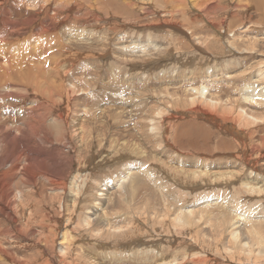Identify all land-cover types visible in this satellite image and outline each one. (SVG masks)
I'll return each instance as SVG.
<instances>
[{
  "label": "rangeland",
  "instance_id": "374dc122",
  "mask_svg": "<svg viewBox=\"0 0 264 264\" xmlns=\"http://www.w3.org/2000/svg\"><path fill=\"white\" fill-rule=\"evenodd\" d=\"M94 1L57 0L0 139V264H264V0Z\"/></svg>",
  "mask_w": 264,
  "mask_h": 264
},
{
  "label": "bare ground",
  "instance_id": "6f19581e",
  "mask_svg": "<svg viewBox=\"0 0 264 264\" xmlns=\"http://www.w3.org/2000/svg\"><path fill=\"white\" fill-rule=\"evenodd\" d=\"M36 1H41L42 3H46L44 12H43V16L40 14V12H35L34 9L35 7V3ZM96 1V0H95ZM94 1V2H95ZM105 1V0H104ZM110 1V0H109ZM9 2H13V4L16 5V7H10L8 5ZM40 2V3H41ZM82 2V0H81ZM99 5H101V0H97L96 1ZM111 2V1H110ZM39 3V4H40ZM68 3V1H67ZM91 3V0H90ZM190 3V2H189ZM10 4V3H9ZM104 4V3H103ZM109 4V3H107ZM113 4V3H112ZM42 5V4H41ZM97 5V6H99ZM110 5V4H109ZM177 6V5H176ZM215 6V5H214ZM59 7L57 4V0H0V139L1 141L4 143H6V136H13L16 137L17 136V132L16 133H11L9 132V129L6 127V125H12L15 123V125H17V122H21L23 121H27L29 118L35 117L34 119L37 120L40 118L36 119V116H34L35 114L33 113L31 115V113L27 112L26 110L29 107V104H31L33 101H29V96L28 94H32L29 84L27 83V78L26 75L28 74V69L29 66L31 64L32 61H36L37 58L34 56H31V53H35L37 52L36 50H39V44L43 41L50 39H53L54 37V30H55V21H56V17H57V11L56 8ZM108 7V6H107ZM210 7V5L208 6ZM247 7V6H246ZM100 8V6H99ZM39 9V8H38ZM205 10V9H204ZM41 11V10H40ZM43 11V10H42ZM99 11V10H98ZM51 12V14H50ZM42 18H41V16ZM48 16V18L46 19L45 17ZM175 24V23H174ZM33 38V41H31V39ZM57 40V38H56ZM53 44V43H52ZM50 46V45H49ZM54 47L51 46L50 47V52L52 51ZM56 48V47H55ZM49 49V48H48ZM47 49V50H48ZM48 52V51H47ZM49 53V52H48ZM55 53V51H54ZM43 55V54H42ZM50 55V54H48ZM53 56V55H52ZM38 57V56H37ZM47 57V56H46ZM42 58V60L44 59H48L49 60V56L47 58ZM39 59V58H38ZM53 59V57L50 58V61ZM47 60V61H48ZM39 60H37L38 62ZM35 62V63H37ZM55 62V60L53 61ZM42 63V62H41ZM50 63V62H47ZM38 64V63H37ZM40 64V63H39ZM46 64V63H43ZM32 65H36L33 64ZM62 65V64H61ZM68 65V64H67ZM39 66V65H38ZM53 65H51L52 67ZM33 67V66H30ZM40 67V66H39ZM56 69L59 70V68L57 67V65H55ZM36 68V67H35ZM42 68V67H41ZM34 69V67H33ZM38 69V68H37ZM48 69V67H47ZM53 69V68H52ZM55 69V70H56ZM31 70V68L29 69V71ZM51 70V69H50ZM54 70V69H53ZM54 70V71H55ZM34 71V70H33ZM41 71V70H40ZM45 72L44 74H46V68L44 69ZM48 72V70H47ZM53 72V71H52ZM57 72V71H56ZM55 72V73H56ZM63 72V71H62ZM32 73V70H31ZM34 73V72H33ZM32 73V74H33ZM41 73V72H40ZM55 73H53L54 75H56ZM43 74V73H42ZM42 76V75H41ZM52 76V75H51ZM27 77H29L27 75ZM31 77V76H30ZM34 77V76H33ZM32 79H35L36 81V87H37V82L38 80L34 77ZM37 77V76H36ZM52 78H54L52 76ZM29 79V78H28ZM31 79V81H32ZM50 79V78H49ZM82 79V78H81ZM44 80V78H43ZM51 80V79H50ZM55 80V79H54ZM29 81V80H28ZM50 82V81H48ZM47 82V83H48ZM54 82V81H53ZM202 82V81H201ZM29 83H31L29 81ZM40 83V82H38ZM52 83V82H51ZM28 84V85H27ZM34 84V85H35ZM56 84V83H55ZM31 85H33V81L31 83ZM41 85V84H39ZM49 85V84H48ZM53 85V84H52ZM54 86V85H53ZM34 87V86H32ZM34 87V88H36ZM44 87L41 86V88ZM47 88H49L47 86ZM205 86H196L193 87L194 92H195V96H191L190 97V102L196 106L197 108H200V106L203 108H206V106H214L212 104V102L214 100L211 101H207L206 99L203 100V96L205 93ZM32 89V88H31ZM38 89V87H37ZM45 89V88H42ZM53 89V88H51ZM30 90V91H29ZM41 90V89H40ZM32 91H34L32 89ZM37 90L35 89L34 93ZM49 91V90H48ZM52 92L54 90H51ZM43 93L44 90L42 91ZM37 94V93H35ZM35 96V95H34ZM50 94L47 96L49 97ZM54 96L56 98H58L55 94ZM52 95V97H54ZM37 98V96H35ZM34 97V98H35ZM52 97H49L50 99ZM48 99V98H47ZM45 99V100H47ZM37 100V99H36ZM49 100V99H48ZM53 100V99H52ZM259 100V99H257ZM50 102V101H49ZM215 102V101H214ZM252 104V103H251ZM248 104V105H251ZM48 105V104H47ZM51 105V104H50ZM55 105V104H54ZM17 106L19 107V109L17 108ZM34 106V104H33ZM37 107V106H36ZM32 108V107H31ZM47 108V107H46ZM51 108V107H50ZM193 109V110H197L200 111L199 109ZM18 111V118H13V114L14 112H12V110ZM39 109V108H38ZM41 109V107H40ZM222 112H224L225 107L222 106ZM231 109V108H228ZM33 110V109H32ZM31 110V111H32ZM206 111L203 110V113L206 115H215V112L211 111V110H207V108L205 109ZM34 111V110H33ZM39 111V110H38ZM51 111V110H50ZM238 114L235 115L237 120L240 121L242 120L244 122L245 119V111L240 108L237 109ZM68 112V111H67ZM208 112V113H207ZM31 115V117L29 116ZM37 115H39V113H37ZM229 115H231V112H229ZM59 117V116H58ZM247 118L249 119H254L253 115H249L247 116ZM60 118V117H59ZM220 118V117H218ZM32 118V121L34 120ZM48 120L49 126H53L54 122L56 121V117L51 116ZM54 120V121H53ZM30 121V120H29ZM58 121H60V119H58ZM224 121L226 122L227 119H224ZM24 122V124H25ZM38 122V121H37ZM62 122V121H61ZM63 123V122H62ZM60 124V122L58 123ZM193 124V123H191ZM20 125V124H18ZM61 126V125H60ZM226 126H230V125H225ZM11 127V128H12ZM19 127V126H17ZM53 127H57V126H53ZM6 128L8 129V131L6 132ZM52 128V127H51ZM60 129V127H58ZM57 128V129H58ZM62 128V127H61ZM22 129V128H21ZM53 129V128H52ZM232 129V128H231ZM242 130V129H241ZM53 131V130H52ZM61 132V130H60ZM57 133V134H61V133ZM233 132V131H232ZM242 133H244V131H241ZM240 132V133H241ZM21 134V133H20ZM55 135V133H53ZM52 134V135H53ZM63 134V131H62ZM61 134V135H62ZM245 134V133H244ZM22 135V134H21ZM246 135V134H245ZM59 135H57L58 137ZM241 136V135H240ZM8 137V138H9ZM236 137V135H235ZM242 137V136H241ZM263 137V136H262ZM12 138V137H11ZM59 138V137H58ZM246 137L243 138V141L246 142ZM237 140H239V145L240 148H242L243 146H245L246 143H243L241 138H239L237 136L236 138ZM263 139V138H262ZM9 140V139H8ZM12 140V139H11ZM14 140V138H13ZM191 140V139H190ZM194 141V140H193ZM197 143V142H196ZM262 143V142H261ZM264 143V140H263ZM2 145V143H1ZM263 144H261L262 146ZM264 146V145H263ZM203 148V147H202ZM244 150V149H243ZM1 155V154H0ZM3 155V153H2ZM2 157V156H1ZM254 163V162H253ZM35 165V164H34ZM37 166V165H36ZM42 168V167H41ZM16 170V169H15ZM203 172V171H202ZM128 173V172H127ZM126 173V174H127ZM129 174V173H128ZM9 175V174H8ZM12 175V174H11ZM85 175V174H84ZM6 155L3 156L2 158H0V188L1 190L6 193ZM58 179V178H57ZM127 175H119L117 177H115V181L118 182L117 188L118 189H122L123 185L127 180ZM114 180V179H113ZM8 182V181H7ZM86 182L85 180L81 182V185H79L78 187H76L77 189H81L82 188V184ZM72 184V183H71ZM74 184V183H73ZM116 184V183H115ZM77 186V185H75ZM72 188V186H71ZM6 196V195H5ZM10 203V202H9ZM8 203V204H9ZM11 205V204H9ZM8 206V205H7ZM6 202H5V207L3 209H0V215L5 216L6 217ZM9 214V213H8ZM10 215V214H9ZM184 219V216H183ZM184 221V220H183ZM182 221V222H183ZM178 224V223H177ZM177 226V225H176ZM179 226V225H178ZM63 233L62 235V239L64 240L65 243H67L66 241H68V245H69V238H67V234ZM254 238V237H253ZM66 244V245H67ZM64 246L65 249H67V246ZM63 247V246H62ZM64 247L62 249H64ZM65 251H63L64 254ZM145 252V251H144ZM78 258L81 257V255L77 256ZM12 258V257H11ZM38 260V259H37ZM42 264V263H41Z\"/></svg>",
  "mask_w": 264,
  "mask_h": 264
}]
</instances>
